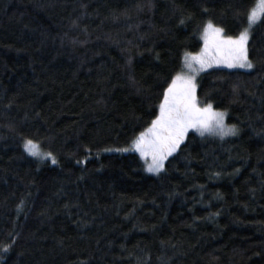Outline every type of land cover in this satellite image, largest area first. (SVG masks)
Here are the masks:
<instances>
[{
	"label": "trees",
	"instance_id": "trees-1",
	"mask_svg": "<svg viewBox=\"0 0 264 264\" xmlns=\"http://www.w3.org/2000/svg\"><path fill=\"white\" fill-rule=\"evenodd\" d=\"M255 2L0 0V264H264V17L252 69L196 80L234 135L189 130L158 173L115 151L159 111L203 22L236 36Z\"/></svg>",
	"mask_w": 264,
	"mask_h": 264
},
{
	"label": "snow or ice",
	"instance_id": "snow-or-ice-1",
	"mask_svg": "<svg viewBox=\"0 0 264 264\" xmlns=\"http://www.w3.org/2000/svg\"><path fill=\"white\" fill-rule=\"evenodd\" d=\"M262 17H264V0H256L247 11V26L243 27L236 36L223 35L222 27L215 24L211 18L205 20L200 33L205 41L204 46L199 52L183 53V67L187 71H177L171 76L167 86L162 90L159 111L151 117L147 127L138 132L127 147L115 151L126 152L130 148H135L141 157L145 158L144 167L147 171L160 172L164 168V161L168 155L177 150L189 128L196 129L201 135L205 133L220 137L234 135L237 127L225 122L226 110L213 108L211 100L203 102L197 97L196 74L209 63H225L229 66L239 65L252 69L254 65L247 55L246 42L249 29ZM180 22H183V17ZM131 59L129 56L128 61L131 62ZM36 143L31 138L25 137L23 147L32 155H41L37 151ZM112 150L104 149V151ZM42 155L56 162L51 152ZM21 204H18L17 208L21 207ZM12 240H15V237H12ZM10 247V243H3L0 245V252H6Z\"/></svg>",
	"mask_w": 264,
	"mask_h": 264
},
{
	"label": "rangeland",
	"instance_id": "rangeland-1",
	"mask_svg": "<svg viewBox=\"0 0 264 264\" xmlns=\"http://www.w3.org/2000/svg\"><path fill=\"white\" fill-rule=\"evenodd\" d=\"M249 34H250V29H249ZM223 35H224V34H223ZM201 39H202V47H203L205 41H204V38L202 37V35H201ZM248 39H249V37H248ZM247 44H248V40H247V42H246V46H247ZM202 47H201V48H202ZM200 50H201V49H200ZM200 50H199V51H200ZM199 51H198V52H199ZM212 67H223V68H229V69H232V68H238V69H247V70H248V68H244V67H241V66H239V65L229 66L228 64H225V63H218V64H217V63H209V65H208L206 68H203L201 71H199V72L196 74V80H197V78L199 77V75H200V73H201L202 71L207 70V69L212 68ZM182 71H187V69L183 67ZM225 122H226V115H225ZM226 123H227V122H226ZM189 130L195 131V132H197V133L200 134V132H198L196 129L189 128L187 131H189ZM203 135L210 136V137H219V138H225V137H228V136L220 137V136H218V135H212V134H208V133H205V134H203ZM229 136H232V135H229ZM36 148H37L38 153H40L41 155H32V154H30V153H29V154L32 155L33 157H35L40 163H51V164L54 163L50 158H48V157L42 155L43 153H46V152H44V151L39 147V145L36 144ZM133 149H135V148H133ZM135 150H136V149H135ZM136 151H138V150H136ZM138 152H139V151H138ZM143 160H145V158H143ZM161 170H162V169H161ZM149 172H150V171H149ZM151 173H158V172H151Z\"/></svg>",
	"mask_w": 264,
	"mask_h": 264
}]
</instances>
